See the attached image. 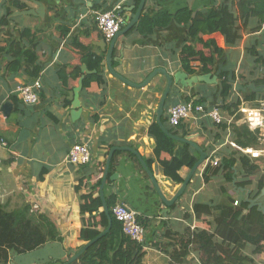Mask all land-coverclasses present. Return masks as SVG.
<instances>
[{
  "label": "crops",
  "instance_id": "obj_1",
  "mask_svg": "<svg viewBox=\"0 0 264 264\" xmlns=\"http://www.w3.org/2000/svg\"><path fill=\"white\" fill-rule=\"evenodd\" d=\"M36 1L45 6L44 18L16 15L20 11H36L37 6L33 0H19L22 9L17 7L15 0H0V19L6 16L9 20L8 27H0L1 46L6 47V38H16L23 30L30 29L35 38L26 39L24 44L25 48L35 50L39 55L37 64L41 67V73L36 79H40L43 86L40 103L35 106L24 105L16 88L35 78L26 76L22 71L9 73L8 65L14 57L6 53L0 56V138L5 139L8 144L7 148H0V205L7 213L28 208L30 217L36 224L43 223L42 217H46L53 223L56 234L62 241L50 242L23 254L11 251L7 264H64L86 245V242L81 241L83 224L79 195L93 192L91 187L98 181L102 184L103 169L112 147L133 148L146 165L147 161L153 160L151 169L147 167L152 171L167 200L173 199L184 183L176 184L164 176L159 160L155 159L156 143L148 134L149 128L157 123V110L167 79L159 74L147 86L134 88L114 77L105 64L110 42L102 37L96 27L97 13L110 11L118 6L122 8L125 27L136 15L142 0L139 3L138 0ZM223 1L146 0L141 16L148 11L174 14L186 8L195 12L206 11ZM135 27L118 39L113 51L112 67L118 74L135 84H142L158 68L165 69L171 75L182 72L188 78L192 77L181 65V49L188 40L186 26L171 22L165 28L156 29L148 38L138 34ZM210 40H215L219 47L225 48L223 36L217 33L204 36L203 43L195 45L196 50L205 56L209 55L205 44ZM255 40L260 41L255 44L264 54V26L257 34L245 33L241 44L229 51L227 62L218 64V70L220 65H232L242 83L250 80L254 64L245 48ZM103 41L108 44L107 48ZM189 42L194 43L192 40ZM76 43L83 45L84 50L78 49ZM89 54L103 58V84H85V79L95 72L83 61ZM192 66L199 71L198 61L192 63ZM221 73L227 72L223 70ZM64 75L69 78L68 87H64L62 83ZM201 85L203 84L186 89L174 88L165 105L167 125L179 131V136L172 134L190 139L208 154L207 161L195 172L186 192L167 215V207L157 194L139 158L134 153L118 151L112 159L104 188L105 199L114 198L115 203H125L139 214V221L146 222L143 264H173L172 253L183 249L187 252L183 258L185 263L202 264L204 252L194 243L184 246L185 243L192 240L194 232L212 233L220 207L231 200L245 201L246 192L253 193L260 178L264 177V158L252 159L239 149L236 142L248 128L241 114H231L227 109L220 108L224 118L220 125L204 115L184 121L182 128H179L180 125L177 128L170 124V108L184 102L187 96H192L195 92L200 91L211 98L209 104L217 105L214 88L213 91L208 86L206 89H198ZM165 127L167 128L166 125ZM76 143L89 145L93 156L89 165L77 167L68 162L70 149ZM240 153L260 167V178L253 177V184L241 182L246 173L239 161ZM214 158L219 161L225 158L236 159L232 182H227L225 171L210 177L208 182L205 181V169L208 164L212 165L211 160ZM170 159L168 154L161 156V160ZM191 169L184 168L180 171L184 181ZM83 176H91V180L84 181ZM77 186L81 187L79 195ZM100 187L97 192L99 196ZM262 191L256 199L264 205ZM196 203L209 205L212 214L198 218L194 212ZM46 246L50 248L42 254L47 259L16 261V258H25ZM245 253L251 255L250 246L245 249ZM257 261L264 264V254L258 256Z\"/></svg>",
  "mask_w": 264,
  "mask_h": 264
},
{
  "label": "trees",
  "instance_id": "obj_2",
  "mask_svg": "<svg viewBox=\"0 0 264 264\" xmlns=\"http://www.w3.org/2000/svg\"><path fill=\"white\" fill-rule=\"evenodd\" d=\"M17 7L22 9L19 0ZM138 3L140 0L137 1ZM255 20V21H254ZM171 22H175L187 27L188 40L181 49V65L183 69L194 75H215L218 71V64L226 63L228 53L231 49L237 48L245 33L257 34L261 32L264 26V0H224L219 5H215L206 11H192L188 8L180 10L174 14L167 12L148 13L141 16L135 31L142 37H150L156 29L167 27ZM256 22V23H254ZM9 20L6 16L0 19V27H8ZM221 34L224 38L225 48L219 47L215 40H210L205 44V49L209 50V55H204L196 50L195 45L203 43L204 36ZM2 34V31H0ZM9 37V36H8ZM35 36L30 29L23 30L18 37L6 38V47L1 46L0 56L3 53L12 55L14 59L8 65L9 73L22 71L26 76L35 78L41 73V67L37 64L39 60L38 53L25 48L24 41L32 40ZM190 40L194 43L189 42ZM259 40H255L252 45H247L245 52L250 60H253V71L250 73V80L241 81L244 87L251 83L256 86L264 85V54L258 49ZM78 49L84 50V46L76 43ZM83 61L89 66L93 74L85 79V84L97 82L103 84L102 57L86 55ZM198 61L199 71L192 66V63ZM25 64V67H23ZM263 68V70H262ZM228 73H221L218 85L211 86L213 93L217 96V105L209 104L210 97L204 96L200 91L192 96H187L184 102L193 101L195 104H205L207 109H227L231 114L238 113L241 105L247 103L252 107L259 106L264 101V93H256L247 89L246 92H237L234 84L228 79ZM242 75V74H241ZM68 77L61 78L64 87H68ZM238 76L234 75L236 81ZM57 121V120H56ZM163 123L167 126L170 133L179 136V131L170 128L167 125V119L163 117ZM183 127V124L179 128ZM178 128V127H177ZM249 129L247 128V131ZM237 139V144L242 148L258 147V133L247 132ZM249 133V136H248ZM149 136L154 139L156 148L154 150L155 159L159 160L163 174L166 178L176 184H182L183 178L180 171L184 168H193L199 160L198 153L188 144L177 142L166 135L157 123H154L148 131ZM185 136V135H184ZM163 154L171 156L170 160H161ZM241 167L246 175L241 182H251L253 177H259L260 167L242 153L239 154ZM152 161H147V166L151 169ZM236 159H223L218 166L207 165L204 173L205 181L210 177L218 175L225 171L227 182L233 181V168L236 165ZM214 167V168H212ZM105 168V167H104ZM104 170V169H103ZM91 177V176H90ZM90 177H84L83 180L90 181ZM43 178V177H41ZM101 181L92 186L93 192L81 195L80 186L76 187L80 201V213L82 217L83 229L81 231V241L90 242L95 239L101 230L105 231L109 226V217L102 210L103 202L97 195ZM255 185V184H254ZM264 189V177L255 187L250 198L256 199ZM233 200L220 207V213L216 218V226L212 233L207 231H197L191 235L192 240H188L184 246L194 243L204 252L202 264H260L257 257L264 254V214L257 207L249 209V203L242 201L238 206L234 205ZM106 203L110 210L112 218V228L108 234L98 240L91 246L80 258L73 264H143L145 251L143 244L131 241L123 233L121 224L114 218L112 208L115 203L114 198H107ZM211 207L206 204H195L194 212L198 218L212 214ZM43 223L36 224L30 217L28 208L22 211L7 213L0 205V264H7L10 259V252L27 253L50 242H59L62 239L57 236V231L53 223L46 217H42ZM144 227L146 222L140 220ZM250 246L251 255L245 253V249ZM182 248V247H180ZM187 252L175 251L171 255L173 264H187L184 262ZM59 264H63L59 262Z\"/></svg>",
  "mask_w": 264,
  "mask_h": 264
},
{
  "label": "built area",
  "instance_id": "obj_3",
  "mask_svg": "<svg viewBox=\"0 0 264 264\" xmlns=\"http://www.w3.org/2000/svg\"><path fill=\"white\" fill-rule=\"evenodd\" d=\"M121 10L122 8L118 6L110 11L97 13V30L107 42H111L125 24V18ZM42 88L43 86L40 79H35L31 82L18 85L16 93L24 105L35 106L40 103V92ZM238 113L244 117L245 124L252 132L260 133L258 136V148L242 149L239 147V149L252 159L257 160L264 158V101L256 107L243 103ZM168 115L169 122L173 127H178L184 121L198 115L208 116L214 123L219 125L224 122V118L217 107L207 109L205 104H195L193 101L181 102L174 105L170 108ZM7 147L8 144L6 140L0 138V148ZM67 160L70 164L77 167L89 165L93 160L89 145L86 143L74 144L70 149ZM219 162L217 158L211 160L213 166H218ZM234 205L238 206L239 202L235 201ZM112 213L114 218L121 224L125 236L133 242L143 244L146 231L140 224L139 214L131 210L125 203H117L114 205Z\"/></svg>",
  "mask_w": 264,
  "mask_h": 264
},
{
  "label": "water",
  "instance_id": "obj_4",
  "mask_svg": "<svg viewBox=\"0 0 264 264\" xmlns=\"http://www.w3.org/2000/svg\"><path fill=\"white\" fill-rule=\"evenodd\" d=\"M34 3L37 6V10H28V11H20L18 12L16 15L19 16H29V15H34V16H39L44 18L45 16V6L40 2V1H36L33 0ZM146 0H142L138 11L136 13V15L134 16V18L129 21L127 23V25L125 27L122 28V30L116 35V37L110 42L109 44V48L107 51V55H106V62L105 64H107L108 66V70L109 72L116 78H118L119 80H121L123 83H125L126 85H129L131 87L134 88H143L145 86H147L157 75L162 74L165 76V78L167 79V86L166 89L162 95L158 110H157V124L159 125V127L162 129V131L168 135L170 138L179 141L181 143L184 144H188L190 146H192L200 155L199 160L197 161V163L194 165V167L191 169L190 174L188 175V177L185 179L184 183L182 184L181 188L178 190V192L176 193L175 197L171 200H167L165 198V196L163 195V193L161 192L158 182L156 181L152 171L147 167V165L145 164V162L143 161V159L141 158L140 154L134 150L133 148L130 147H112L110 152H109V156L107 158L106 161V165L103 171V179H102V184L100 187V197L102 199L103 202V211L108 215L109 217V226L108 228L101 232L95 239L91 240L90 242L86 243V245L78 252L76 253L74 256H72L70 259H68L64 264H73L74 262L78 261L79 258L91 247L93 246L98 240H100L103 236H105L106 234H108L112 228V218L110 215V210L109 207L106 203V199H105V195H104V188L106 185V181L108 179V174H109V170L111 167V163H112V159L114 157V154L118 151H128L131 153H134L140 160L141 164L143 165L150 181L152 182L157 194L159 195V197L162 199L163 203L166 205L167 210H165V215L168 214V212L170 211V208L177 202V200L182 197L184 195V193L187 190V187L191 181V179L193 178L195 172L198 170V168L208 159V154L205 153L198 145H196L195 143H193L190 139L187 138H179L174 136L173 134H171L167 128L165 127V125L162 122V118L165 114V105L167 102V99L169 98L172 90L174 88H180L181 89H186V88H192L194 86H197L199 84H207V85H216L218 83V77L221 74V71H225L227 72L228 75V79L231 83H233L235 85V90L237 92H245L247 91V89H250L253 92L256 93H264V85L263 86H256L255 83H251L250 85H248L247 87H244L240 82H238L237 80H234V70L233 67H231L232 65H229L227 67H223L222 65L219 66V70L217 71V73L215 75L213 74H206V75H194L191 78H188L187 74L182 73V72H178L175 75H171L169 74L165 69L162 68H158L156 70H154L151 75L148 76V78L142 83V84H135L130 82L128 79H126L125 77H123L122 75L118 74L112 67V55H113V51L115 49L116 43L118 41V39L126 34H128L137 24V22L139 21L141 14L143 12V8L145 6ZM13 16V15H12ZM103 44L105 45V47L107 48V43L105 41H103ZM264 193V190L262 191V194ZM251 192L247 191L246 192V199L245 202L249 203V209H252L253 207H257L258 210L260 212H262L264 214V205L262 202H259L258 199H251L250 198Z\"/></svg>",
  "mask_w": 264,
  "mask_h": 264
},
{
  "label": "rangeland",
  "instance_id": "obj_5",
  "mask_svg": "<svg viewBox=\"0 0 264 264\" xmlns=\"http://www.w3.org/2000/svg\"><path fill=\"white\" fill-rule=\"evenodd\" d=\"M262 70H263V68H262ZM219 81L220 80L218 79V83H219ZM237 81L239 82L240 80L237 79ZM218 83H217V85H218ZM205 85L206 84H203V85L199 86L198 89H206V86ZM217 85H211V86H215L216 87ZM262 167L264 168V161L262 163ZM49 248H50V246L43 247V248L40 249L39 252L30 254V255L26 256L25 258H22V257L16 258V261L17 262H31V261H40V260L43 261V260L47 259V256H44L43 257V254L42 253H43V251H47ZM55 251H56V248H54V252Z\"/></svg>",
  "mask_w": 264,
  "mask_h": 264
}]
</instances>
